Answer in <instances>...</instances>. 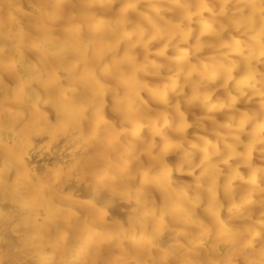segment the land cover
Here are the masks:
<instances>
[{"label": "bare ground", "instance_id": "obj_1", "mask_svg": "<svg viewBox=\"0 0 264 264\" xmlns=\"http://www.w3.org/2000/svg\"><path fill=\"white\" fill-rule=\"evenodd\" d=\"M222 3L0 0V264H260L264 180L235 178L237 170L260 168L257 152L221 166L215 183L202 170L172 168L157 177L149 152L129 150L132 137L111 95L92 113L91 93L102 83L151 108L164 77L185 59L198 71L223 53L240 60L245 49L258 57L261 0ZM146 62L154 74L135 71ZM228 111L194 107L185 119L211 130ZM87 165L123 191H109L91 174L77 179ZM130 171L138 174L124 183Z\"/></svg>", "mask_w": 264, "mask_h": 264}, {"label": "clouds", "instance_id": "obj_2", "mask_svg": "<svg viewBox=\"0 0 264 264\" xmlns=\"http://www.w3.org/2000/svg\"><path fill=\"white\" fill-rule=\"evenodd\" d=\"M226 3L227 0H223L221 8ZM201 7L212 11L207 4H201ZM259 7L258 57L250 52L246 54L245 49L240 50L243 57L240 60L223 53L219 58L213 57L211 63L201 65L198 71L185 59L181 66H177L174 71L170 69V75L164 77L159 85V93L154 97V107L151 108L139 98L131 103L118 98V93L108 83H102L92 91V113L103 111L107 103L106 97L111 95L114 101L113 111L120 117L121 127L126 130V134L132 137L129 150L132 146H137L149 152L153 158L152 171L157 177L167 175L172 168L189 175L202 170L201 176L206 177L209 183H215L221 166L230 168L235 159L251 160L252 153L257 152L262 161L260 168H249L245 175L237 170L235 178L246 180L250 185H255L258 177L264 180V0H261ZM255 25V16L250 17L249 28L254 29ZM176 27L179 29L180 26ZM184 43H187L186 39ZM240 43L237 41L236 46L239 47ZM154 67L146 62L135 71L152 75ZM214 100L216 103H213ZM241 102L253 106L241 111L236 107ZM194 107L229 111L220 119L214 118L213 127L208 130L199 121L189 124L185 119L186 110ZM86 110L87 105L82 107L81 115ZM142 111L146 112L147 119L141 116ZM176 120L179 123L170 134L169 127ZM60 126L66 127L64 123ZM145 127L149 130L148 136L141 131ZM189 127L193 128L191 135L187 133ZM169 157L173 158L171 162ZM237 168L239 169V165ZM74 171L75 164L67 169V174L71 175ZM90 174L109 191H123L122 184L101 176L88 165L79 169L77 179L83 180ZM137 174L131 171L125 173L124 183L130 184ZM202 189L203 184L199 183L191 190L190 199L193 202ZM260 205V228L264 233V187L260 190ZM160 229L163 230L162 223ZM261 256L264 257V246L261 248ZM260 264H264V259H261Z\"/></svg>", "mask_w": 264, "mask_h": 264}]
</instances>
